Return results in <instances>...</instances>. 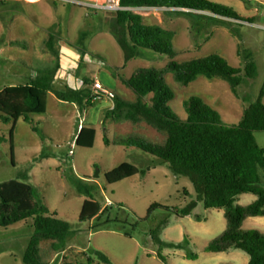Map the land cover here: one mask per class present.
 Segmentation results:
<instances>
[{"label": "rangeland", "instance_id": "374dc122", "mask_svg": "<svg viewBox=\"0 0 264 264\" xmlns=\"http://www.w3.org/2000/svg\"><path fill=\"white\" fill-rule=\"evenodd\" d=\"M26 1H0V40L6 48L0 56L1 73L31 74L30 66L38 68L52 64L54 56L45 41L54 34L62 52L72 47L80 50V57L74 55L72 63L61 55L59 84L77 87L83 86L87 77L94 82L99 80L103 89L94 94L96 98L105 97L96 99L94 105L81 111L49 93L48 114L31 117L34 124L0 120V184L19 180L34 186L44 210L57 212L71 224L66 250L56 252L52 241L42 243L45 259L50 264H87L88 256L95 255L98 250L109 257L110 264H248L249 255L238 249L206 251L227 228L224 209H207L199 202L191 215H178L176 211L197 197L191 180L175 175L158 157L115 142L129 135L155 143L166 138L164 133L145 122H116L107 115L114 94L131 100L136 98L118 74L131 77L140 67H164L169 58L145 50L141 57L125 66L123 50L110 31L114 12L96 11L62 0L31 4ZM212 1L233 7L243 17L251 18V22L214 19L217 16L210 12L170 13L164 8L134 11L142 14L146 23L161 24L175 31L178 60L219 54L232 66L243 68L247 56L253 59L257 73L254 78L245 79L239 87V96H235L229 83L221 78L201 76L183 86L175 82L172 74L167 75V82L176 94L170 105L180 118L188 117L186 100L197 96L211 105L224 123L234 125L241 120L244 109L259 98L264 87V0ZM16 39L22 43L11 45L10 41ZM20 61H25L31 70L23 68ZM68 62L70 66L66 68ZM7 67L9 69H2ZM68 69L72 72L71 79ZM7 80L4 75L0 83ZM90 121L97 129L95 144L91 148L78 146L74 139L77 128ZM256 138L264 147V131H257ZM71 148L74 155H70ZM124 162L140 170H150L144 176L137 174L109 183L106 172ZM261 180L264 186V171ZM78 181L94 186L95 190L91 188L93 198L107 207L91 221L80 220L84 201L92 197L79 192ZM256 198L246 193L239 197L238 203L248 205ZM154 203L170 207L171 211L157 208L149 214ZM164 221L167 224L156 237L154 230ZM243 229L264 233V216L247 218ZM32 234V221L0 226V264H25L23 255Z\"/></svg>", "mask_w": 264, "mask_h": 264}, {"label": "trees", "instance_id": "16d2710c", "mask_svg": "<svg viewBox=\"0 0 264 264\" xmlns=\"http://www.w3.org/2000/svg\"><path fill=\"white\" fill-rule=\"evenodd\" d=\"M121 4L133 9L164 8L170 13L210 12L217 16H212L214 19L229 22L252 20L243 17L233 7L212 0H121ZM110 26L111 34L123 50L125 66L131 60L141 57L145 50L169 58L164 67H140L131 77L118 74L121 81L134 91L136 98L131 100L114 94V105L110 112L116 122H145L164 133L166 138L155 143L129 135L115 142L152 154L166 163L175 175L191 180L197 197L176 211L178 215H191L199 202H203L207 209L225 210L227 228L206 247V251L227 252L238 249L249 255L248 264H264V233L243 229L247 218L264 216V186L261 183L264 147L256 138L257 131H264V87L259 98L244 109L239 123L228 125L211 105L197 96L186 100L188 117L180 118L170 105L176 94L167 82L168 74H172L175 82L183 86L190 85L201 76L208 79L221 78L229 83L233 94L239 96V87L245 79L255 77L256 63L247 56L243 68L234 67L219 54L178 60L176 56L179 50L174 45L175 31L161 24L146 23L144 16L134 10L114 12ZM57 39L56 35L50 34L45 41L47 49L54 56L52 64L38 68L33 66V76L29 82L11 84L0 89L2 122L16 124L23 119L34 124L31 117L47 114L49 93L63 101L75 103L81 111L95 104L91 87L95 84L94 80L87 77L83 86L77 87L59 84L57 76L61 69V48ZM13 43L19 44L20 41ZM32 129L37 131L36 126ZM96 137V128L82 125L76 144L91 148ZM149 170H140L132 163L124 162L107 171L105 176L109 183L114 184L137 174L144 176ZM77 187L80 193L92 197L83 203L80 213L82 222L91 221L107 210V207L93 198L91 188L95 190L94 186L78 181ZM246 193L256 195V200L248 205L239 204V197ZM157 208L171 211L170 207L154 203L149 208V214ZM28 221H32L33 234L24 252L23 262L50 264L45 259L42 243L52 241L54 251L66 250L72 231L71 224L60 218L57 212L44 210L34 186L19 180L1 183L0 226L9 227ZM166 224L164 221L163 225L154 230L156 237ZM102 263H111L104 253L97 250L95 255L88 256L87 264Z\"/></svg>", "mask_w": 264, "mask_h": 264}, {"label": "crops", "instance_id": "0c3cea01", "mask_svg": "<svg viewBox=\"0 0 264 264\" xmlns=\"http://www.w3.org/2000/svg\"><path fill=\"white\" fill-rule=\"evenodd\" d=\"M10 1H15V2H17V1H20V0H10ZM40 1H42V0H28V1H26L28 4H31V3H36V2H40ZM20 40H18V39H16V40H11L10 41V44L11 45H20V43L18 44H16V43H13V42H19ZM24 46L25 47H27L28 46V44L26 43V44H24ZM6 48H5V45H4V43L0 40V56L1 55H3L4 54V52L6 51L5 50ZM79 51L80 50H78V49H76V47H72V48H69L67 51H66V53L65 52H62L61 51V55L63 56V57H67L68 58V60H69V62H73L74 61V58H73V56L74 55H78L77 56V58H79L80 56H79ZM68 62V64L66 65V68H68V66H70L69 63ZM20 63L22 64V67L23 68H25V69H27V70H31L30 68L32 67V66H30V68H29V65H26L25 64V61H20ZM2 69H9L8 67L7 68H2ZM31 72V74L29 73V72H21V73H18V74H15V76H13L12 74H9V72L8 71H6V72H4L3 74L1 73V69H0V79L1 80H3V76L5 75V76H7V78H8V82H6V83H0V89H2V88H4L5 86H8V85H11V84H18V83H27V82H29L30 81V79H31V77L33 76V73H32V71H30ZM67 75H68V77H69V79H71V75H72V72H70L69 71V69L67 70ZM67 75L65 76V77H67ZM99 81V80H98ZM0 82H2V81H0ZM5 82V81H4ZM103 85V84H102ZM2 86V87H1ZM104 86V85H103ZM92 92L93 93H97L98 92V90H94V87L92 86ZM55 95V94H54ZM105 96V95H104ZM57 97V96H56ZM101 97V96H100ZM105 99V97H103V95H102V97L100 98V99ZM107 99H109L110 100V97L109 96H107L106 97ZM61 100V99H60ZM61 101H63V100H61ZM64 102H66V101H64ZM67 103H70V102H67ZM75 107H76V110H78L79 109V107L75 104V103H72ZM113 105H114V102L113 103H111L110 105H109V107H108V117H110V112H111V109L113 108ZM49 111V110H48ZM48 111H47V114H48ZM112 118V117H111ZM71 119V118H70ZM20 120H23V119H20ZM23 121H25V120H23ZM115 121V120H114ZM27 122V121H26ZM40 122V121H39ZM41 123V122H40ZM82 125H86V126H93L94 128H96L94 125H93V123H91V121H90V123L89 124H86V122H84L83 124H80L79 126H78V128H77V131H76V135H75V138L74 139H77V137H78V135H79V133H80V130H81V128H82ZM97 130V129H96ZM75 154V153H74ZM73 154V155H74Z\"/></svg>", "mask_w": 264, "mask_h": 264}, {"label": "built area", "instance_id": "2783aa9c", "mask_svg": "<svg viewBox=\"0 0 264 264\" xmlns=\"http://www.w3.org/2000/svg\"><path fill=\"white\" fill-rule=\"evenodd\" d=\"M2 1V0H0ZM53 1H59V0H53ZM68 4H75L79 5L88 9L96 10V11H107V12H117L121 10H135L133 8H129L127 6H123L121 4V0H62ZM94 90H101L103 89V85L101 82L97 81L93 85ZM100 96H97L94 94L93 101H96V99H99ZM72 147H74V144H72ZM74 154V149L71 148L70 155Z\"/></svg>", "mask_w": 264, "mask_h": 264}]
</instances>
